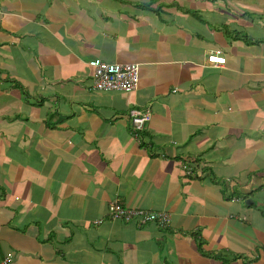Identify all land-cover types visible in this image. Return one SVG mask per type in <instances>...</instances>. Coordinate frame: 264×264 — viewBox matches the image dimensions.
<instances>
[{
    "label": "crops",
    "instance_id": "obj_1",
    "mask_svg": "<svg viewBox=\"0 0 264 264\" xmlns=\"http://www.w3.org/2000/svg\"><path fill=\"white\" fill-rule=\"evenodd\" d=\"M0 264H264V0H0Z\"/></svg>",
    "mask_w": 264,
    "mask_h": 264
},
{
    "label": "built area",
    "instance_id": "obj_2",
    "mask_svg": "<svg viewBox=\"0 0 264 264\" xmlns=\"http://www.w3.org/2000/svg\"><path fill=\"white\" fill-rule=\"evenodd\" d=\"M208 62L213 64H224L225 57L220 50L208 56ZM94 67L92 80L93 89L97 91H135L139 84V65L137 63L105 62L99 58L91 61ZM131 125L135 129H141L143 124L150 120L151 113L147 109H131L129 111ZM108 212L114 220L126 222H138L140 224L156 223L159 226H166L169 214L154 210L125 208L120 204H109Z\"/></svg>",
    "mask_w": 264,
    "mask_h": 264
}]
</instances>
